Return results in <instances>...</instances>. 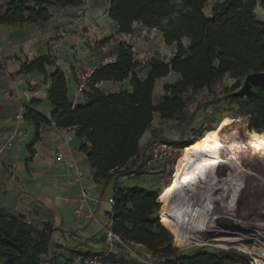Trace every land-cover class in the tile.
I'll list each match as a JSON object with an SVG mask.
<instances>
[{
	"label": "trees",
	"instance_id": "trees-1",
	"mask_svg": "<svg viewBox=\"0 0 264 264\" xmlns=\"http://www.w3.org/2000/svg\"><path fill=\"white\" fill-rule=\"evenodd\" d=\"M209 0H110L108 16L118 24L139 23L148 30L158 31L167 46L176 45L169 61L151 60L144 78L138 74L144 66L134 58L133 48L119 43L113 61L93 69L83 91L88 103L74 107L68 99L64 72L51 76L46 67L54 60L41 56L23 64L22 71L38 72L51 81L49 101L55 112L48 120L28 109L26 119L35 124L37 136L41 125L76 128L77 136L85 139L83 146L96 182L105 184L117 176L128 175L141 158V142L154 118L172 119L186 106L185 94L210 89L225 77L235 81L245 100L250 132L264 137V21L257 18L258 6L264 0H224L214 6L211 17L204 8ZM0 16V23H8ZM188 40L186 47L183 43ZM177 74L174 84H165L166 96L154 102L156 83ZM129 80V91L104 92L101 83H122ZM261 133V134H260ZM253 135V134H252ZM183 143L177 145L183 149ZM199 156L200 143L190 147ZM180 161V160H179ZM158 199V197H157ZM158 202L161 203L160 198ZM156 204L146 191L137 187L115 188L111 229L125 241L134 243L156 257L152 264H227L233 253H201L178 255L182 243L172 244V236H190L199 228L195 212L185 217L175 211L165 218L155 217ZM162 224V225H161ZM55 229L50 222L38 228L23 216L0 213V263L60 264V256L51 253ZM171 234V235H170ZM236 253V252H235ZM243 253V252H242ZM70 252L69 264H72ZM86 256L94 255L92 253ZM240 264H249L244 255ZM122 256L111 255L109 264H144ZM67 262V263H68Z\"/></svg>",
	"mask_w": 264,
	"mask_h": 264
},
{
	"label": "rangeland",
	"instance_id": "rangeland-1",
	"mask_svg": "<svg viewBox=\"0 0 264 264\" xmlns=\"http://www.w3.org/2000/svg\"><path fill=\"white\" fill-rule=\"evenodd\" d=\"M223 1L209 0L204 8L206 16L211 17L214 6ZM109 5L110 0H0V16L8 18V23L4 25L13 30L19 25L24 28L33 24L45 27V20L49 16L62 21L57 22L54 29V38L51 39L54 42L53 50L64 69L74 71L76 87L77 71L79 77L113 61L119 43L130 45L135 60L144 65L138 72L141 78L146 76L151 60L169 62L173 58L176 45L167 46L158 31L148 30L139 23L124 25L113 22L108 16ZM255 13L258 20L264 21V10L260 6ZM183 43L187 47L189 41L185 39ZM179 79V75L172 73L159 80L154 91V102L158 104L168 96L163 88L165 84H174ZM101 90L106 93L129 91V80L108 83ZM240 94V88L230 77L223 78L210 89L198 92L189 90L185 94V108L174 118L155 116L141 142V158L128 175L119 178L121 185L142 189L153 198L155 217L159 218L160 223V218H165L170 211L183 217L190 212L196 213L200 225L196 232L189 237L170 234L173 247L176 243H182V249L175 247L178 255L218 254L224 251L233 253L231 262L227 264H240L245 259L241 251L257 252L255 244L243 246L235 243L233 219L248 220L247 215L251 214L264 217L261 211V208L264 209V158L253 163L245 155L236 154V159L230 161L228 167H236L241 173L223 170L220 175L224 173L227 183L225 188L213 191L212 199H209L201 181L197 179L200 166L208 160L215 144L235 139V142L242 144L245 142L243 136L259 134L249 130V116L246 115L245 100L238 96ZM181 143L180 161L176 164L161 163ZM194 143H200L204 149L199 156L190 148ZM155 146L162 147V156L157 160H153L152 156ZM133 250L147 261L156 259L144 249ZM123 256L124 261L133 259L127 254Z\"/></svg>",
	"mask_w": 264,
	"mask_h": 264
},
{
	"label": "crops",
	"instance_id": "crops-1",
	"mask_svg": "<svg viewBox=\"0 0 264 264\" xmlns=\"http://www.w3.org/2000/svg\"><path fill=\"white\" fill-rule=\"evenodd\" d=\"M56 19L49 16L45 27L19 25L14 30L0 23V145L12 139V146L0 157V213L23 216L38 228L50 222L55 229L51 253L60 256V264H69L70 252L84 249L99 254L105 250L104 229L111 224L109 216L113 212L108 201L120 180L117 176L107 184L94 180L87 154L82 151L90 144L77 136L76 128L41 125L37 136L35 124L26 119L28 109L48 120L55 112L49 101L51 81H45L38 72L22 71L23 64L41 56L55 62L46 67L49 76L57 70L64 72L71 104L76 108L88 103L84 94L77 93L74 71L64 69L53 50L54 29L57 22H62ZM107 84L101 83L98 88ZM19 114L23 120L16 119ZM67 136L71 139L66 142ZM72 163L85 174L89 192L85 202L74 184ZM90 212L95 215L91 221L87 218Z\"/></svg>",
	"mask_w": 264,
	"mask_h": 264
},
{
	"label": "bare ground",
	"instance_id": "bare-ground-1",
	"mask_svg": "<svg viewBox=\"0 0 264 264\" xmlns=\"http://www.w3.org/2000/svg\"><path fill=\"white\" fill-rule=\"evenodd\" d=\"M243 139L245 140V142H241L242 144H239V141L235 142L236 139L230 142H221L215 144L213 152L210 154L208 160L200 166L199 172L197 173V179L201 181V184L204 187V191L208 195L209 199H212L214 190L225 188L227 178L223 177L224 173L223 175H220L222 174L223 170H231V172L238 174L241 173L239 170H237L236 167H228V163L236 159V154L245 155V157L253 163L256 162L259 158H264V137L247 134L245 135V137L243 136ZM181 151L182 149L175 147V149L172 150V154L165 160H162L161 163H178L181 158ZM246 166H248V163ZM261 211L264 214V209L261 208ZM247 216L248 220L240 221L233 219V223L235 224L234 241L235 243L242 244L243 246H248L251 244L257 245L256 253L264 257V217H258V215L256 214ZM249 223L252 225H250Z\"/></svg>",
	"mask_w": 264,
	"mask_h": 264
},
{
	"label": "built area",
	"instance_id": "built-area-1",
	"mask_svg": "<svg viewBox=\"0 0 264 264\" xmlns=\"http://www.w3.org/2000/svg\"><path fill=\"white\" fill-rule=\"evenodd\" d=\"M93 70H89L87 73L81 74L78 77V85H77V93L78 94H83V91L87 87V81L92 73ZM17 120H23L24 117L19 114L16 116ZM71 138L69 136L66 137V142L69 141ZM12 146V139H8L3 145H0V157L2 155H5L8 148ZM166 147V146H163ZM152 156L153 160L159 159V157L162 156V147H153L152 148ZM62 155L58 154V159H61ZM70 167L74 171L75 174V179H74V184L79 190V193L81 195V198L84 200H88L89 198V192L86 189V185L84 183V177L85 174L83 171L79 169L76 163L70 164ZM108 204L113 208L114 206V197L109 199ZM78 214H81V210L77 211ZM87 218L91 221L95 219V215L93 212H90L87 215ZM105 232V243H106V248L103 252L99 254H94V255H88L86 256L88 252H86L84 249L75 251L74 254L71 256L72 264H109L107 259L111 255H117V258L122 257V254H127L133 259H137L140 263L144 264H152L150 261H147L146 259H142L137 253L134 252L133 248H140L143 249L134 243L125 241L122 237L114 233L111 229V224L109 226H106L104 229ZM115 248L120 249L118 252H115ZM247 256L248 258V263L249 264H264V257L254 251L248 252V253H243Z\"/></svg>",
	"mask_w": 264,
	"mask_h": 264
}]
</instances>
